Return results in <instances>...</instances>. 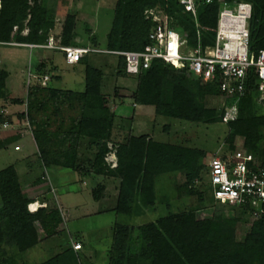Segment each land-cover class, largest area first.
Listing matches in <instances>:
<instances>
[{
  "label": "trees",
  "instance_id": "obj_1",
  "mask_svg": "<svg viewBox=\"0 0 264 264\" xmlns=\"http://www.w3.org/2000/svg\"><path fill=\"white\" fill-rule=\"evenodd\" d=\"M0 1V41L14 38L25 43L48 41L55 25V16L49 10L47 0ZM195 1L196 15L186 11L179 0H118L115 18L107 35V49L131 51L141 50L148 45L149 33L157 24L147 17L149 9L168 16L170 24L185 42L184 52L195 49L199 43L203 48L214 45L221 6L223 1H228L230 4L248 2L252 5L249 49L252 52L264 50V0ZM74 27L75 21L68 15L60 35L61 43L65 46L72 44ZM25 29H28V33L23 35ZM118 60L121 74L130 75L126 72L124 57L118 56ZM38 69L43 70L40 66ZM43 72H38L39 76ZM8 76L9 73L0 68V98L6 100ZM130 76L137 77V86L132 95L135 104L154 107L157 114L171 118L222 123L223 107H210L207 104L209 96L221 95L217 81H205L187 66L176 68L161 59L154 60L150 68ZM102 79L101 69L87 65L86 86L81 92L55 87L47 89L39 81H34L27 110L21 117L29 118L33 141L46 165L80 169L81 140L88 138L91 146L96 145L97 151L90 160V169L85 173L122 179L115 210L120 220L112 226L113 240L108 252V264H264V214L254 220L251 230L241 241L237 239L241 217L226 214L224 209L227 204L223 203H218L221 204L220 208L207 217H200L196 208L170 213L138 226L127 222L132 204L139 211L155 205L153 184L159 175L182 172L188 186L199 179L206 168L203 163L206 153L198 148L156 141L147 134L132 133L117 147V166L108 164L107 141L112 136L116 113L102 92ZM247 87L248 93L238 102L237 119L227 123L229 132L225 141L227 148L233 149L237 139L243 138L248 151L262 152L264 164V104L259 103L258 80L253 71ZM45 90H48L49 96H39ZM15 102L20 103L18 100ZM65 104L70 110L78 108V114L69 122L61 116ZM53 114L60 118L54 129L51 127ZM0 119L4 121L2 115ZM18 133L4 137L0 132V150L25 135ZM210 190L209 186L206 192ZM206 192L202 188L196 190L190 187L186 193L197 195L202 201ZM0 196V264H28L23 257L29 246L20 238L18 229L39 223L48 236L55 235L63 222L61 211L56 205L47 204L31 212L29 205L36 199L24 192L14 164L0 169ZM93 196L100 199L97 190L93 191ZM211 200L216 203L213 196ZM228 207L234 210L238 206ZM240 208L252 212L249 206ZM41 264H78V257L72 249H68Z\"/></svg>",
  "mask_w": 264,
  "mask_h": 264
},
{
  "label": "rangeland",
  "instance_id": "obj_2",
  "mask_svg": "<svg viewBox=\"0 0 264 264\" xmlns=\"http://www.w3.org/2000/svg\"><path fill=\"white\" fill-rule=\"evenodd\" d=\"M117 4L118 0H72L70 4L72 11L67 14L75 21L71 45L88 44L90 48L92 45V48L95 47L96 50L90 51L80 64L74 66L68 65L62 54H57L55 62L57 67L54 70L60 80L56 82L55 76L52 83L49 81L50 84L43 87L48 89L57 86L66 90H82L85 85L84 69L87 65L102 70V92L108 98L111 109L116 113L112 136L107 141L109 151L106 154V161L111 166H117L118 145L125 142L128 135L132 133L147 134L156 141L205 151L203 163L206 168L199 179L188 186L185 174L182 172L159 175L153 184L156 194L155 205L139 211V208L132 204L131 214L127 218L129 224L138 226L170 213L196 208L199 209L200 217L212 216L221 204L211 200V190L209 193L206 192L207 187L210 186L207 177L208 162L220 147H227L225 138L229 132L228 126L223 122L208 124L171 118L157 114L154 107L141 109V106L138 107L134 103L132 95L137 86V77L121 74L118 56L106 52L107 35L115 18ZM235 6L236 3L233 4V7ZM77 10L78 12L75 13ZM28 50L26 47L0 45V68L6 69L9 73L6 94L10 99H5L6 104L5 100L0 98V111L3 108L14 111L13 114L0 112L4 120L0 121V132L2 136L17 132L25 134L19 139L18 144H23L21 150L14 148L15 142L0 150V169L14 164L19 172L24 192L37 199L39 206L40 203L45 205L43 207L47 204L56 205L61 211L63 222L59 225L57 234L50 236L39 223L18 229L20 238L29 246L24 252L23 261L28 264H41L63 251L74 250L73 242L78 241L83 245L81 251L74 250L78 257V264H108V252L113 240L112 226L120 220L115 210L122 179L110 176L88 178L89 174L85 171L90 169V160L94 158L97 151L96 145L91 146L88 138L81 140L80 169L46 165L42 160L37 144L32 140L23 123L24 118L21 117L27 110L29 92L32 91L33 84L28 86V79L38 82L33 76L37 73L34 68L37 54L33 50L31 51L33 53ZM39 96L48 97V90L39 93ZM17 100L20 103H16ZM223 102L222 96L207 98V104L210 107H221ZM50 104L54 108L52 100ZM14 105H17V108H13ZM65 106L61 116L69 122L78 114V108L70 110L67 104ZM13 115L16 119H13ZM51 118L53 122L51 127L54 129L60 118L59 115L54 114ZM4 123L14 124V126L4 128ZM242 142L243 138H238L236 141L239 144ZM66 172L68 174L65 175ZM190 187L196 190L204 189L206 197L200 201L197 195H189L186 192ZM94 190L100 193V199L94 198ZM1 205L0 196V207ZM234 208L231 210L227 205L223 209L226 214L241 217L237 226V239L241 241L251 230L258 216L252 212L242 211L240 207Z\"/></svg>",
  "mask_w": 264,
  "mask_h": 264
},
{
  "label": "built area",
  "instance_id": "obj_3",
  "mask_svg": "<svg viewBox=\"0 0 264 264\" xmlns=\"http://www.w3.org/2000/svg\"><path fill=\"white\" fill-rule=\"evenodd\" d=\"M186 11L197 13L195 0H179ZM213 0H206L211 3ZM1 8V1H0ZM252 5L248 2L230 4L223 1L216 30L214 45L203 48L201 43L195 49L183 51L184 41L180 33L172 27L168 16L155 9L146 14L157 24L149 33L150 43L141 50H109L106 52L125 59L126 72L137 75L148 69L156 59L164 60L176 68L188 67L189 70L205 81H217L224 99L222 122L227 124L236 120L239 113L238 102L248 93L247 82L251 71L258 80L259 102L264 104V50L252 52L249 49V18ZM17 30V26L14 28ZM23 32H28L24 30ZM228 35V36H227ZM0 45L25 46L31 49L53 48L64 52L67 64H77L86 54L96 48L65 46L61 39L49 37L46 43H25L17 40L0 41ZM31 74V73H30ZM42 86H47L49 75H33ZM34 82L28 79V86ZM31 134L32 126L28 117L23 120ZM14 124L4 123V128ZM11 126V127H10ZM22 134V132H20ZM220 147L208 162V181L214 200L231 206H249L255 216L264 214V164L262 152L253 153L246 149L244 143H236L233 149ZM23 144L15 146L16 150ZM38 208V207H37ZM31 210V204L29 205ZM38 210V209H37ZM36 210V211H37ZM35 212V211H32ZM75 251L81 250V242H73Z\"/></svg>",
  "mask_w": 264,
  "mask_h": 264
},
{
  "label": "crops",
  "instance_id": "obj_4",
  "mask_svg": "<svg viewBox=\"0 0 264 264\" xmlns=\"http://www.w3.org/2000/svg\"><path fill=\"white\" fill-rule=\"evenodd\" d=\"M71 2H72V0H47V6H48L49 10L55 16V25H54L53 29L50 31L49 37L53 36L56 40L61 39L60 35L62 33L63 24L65 23V21H66V19L68 17V15H67L68 12L72 11V7H70ZM77 12H78V10L75 13H77ZM25 30H27V29H25ZM27 33L28 32H26V33L22 32L23 35H25ZM11 40H13V39H11ZM14 40H16V39L14 38ZM17 41H19V40H17ZM69 46H73V45H69ZM17 47H25V46H17ZM74 47L90 48V46H88V44L87 45H74ZM26 48L29 49L28 50L29 52H31L33 50L34 53L37 54V62L34 65V68L36 69L35 72H37V73H35L36 75H40V74H38V72H43L44 71L43 72L44 74H42V76L49 75L50 76V83H52L51 81L53 80V77H55V76L57 77L56 82L60 80L59 76H57L55 74V70L54 69H55V67H57L56 63H55L57 61L56 60V55L60 53V54H62V56H64V52L63 51L58 50V49H53V48H41V47H37V48H33V49H31L29 47H26ZM91 48H92V45H91ZM93 48H95V47H93ZM31 53H33V52H31ZM86 57L87 56L85 55L84 58H86ZM64 59H65V57H64ZM77 64H80V63H77ZM74 65L75 64H73V66ZM38 66H40V68L43 69V70H39ZM84 81H85V69H84ZM50 83H48V84H50ZM56 85H58V84H56ZM85 86H86V83H85L84 88L82 90H75V91L81 92V91H83L85 89ZM53 87L59 88L57 86H53ZM59 89H65V88H59ZM4 103H6V100L4 101ZM16 106L14 105L13 108H17ZM137 106L140 107L141 105H137ZM148 107L149 106H141L140 108L144 109V108H148ZM4 111H5V114H11V113L13 114L14 113L13 109H10V108H8V109L7 108H3L0 112H4ZM13 119H16V116L13 115ZM7 136H10V135H6L4 137H7ZM18 143H19V141L15 142V145H17ZM14 148H15V146H14ZM62 168H64V167H62ZM65 169H69V168H65ZM66 174H68V173L66 172L65 175ZM93 176H95V177L102 176L103 177V175L92 174V175H89L88 178L89 177L93 178ZM36 202H39V201L36 199L34 202L31 203V205L33 203H36ZM41 206L43 207L45 205L44 204L42 205L40 203V206H39V204H38V208H40Z\"/></svg>",
  "mask_w": 264,
  "mask_h": 264
},
{
  "label": "bare ground",
  "instance_id": "obj_5",
  "mask_svg": "<svg viewBox=\"0 0 264 264\" xmlns=\"http://www.w3.org/2000/svg\"><path fill=\"white\" fill-rule=\"evenodd\" d=\"M228 36V35H227ZM39 204V203H38ZM38 204H37V202L36 203H33L32 205H31V210L32 211H36L37 210V207H38Z\"/></svg>",
  "mask_w": 264,
  "mask_h": 264
},
{
  "label": "clouds",
  "instance_id": "obj_6",
  "mask_svg": "<svg viewBox=\"0 0 264 264\" xmlns=\"http://www.w3.org/2000/svg\"><path fill=\"white\" fill-rule=\"evenodd\" d=\"M37 209H39V208H37Z\"/></svg>",
  "mask_w": 264,
  "mask_h": 264
}]
</instances>
